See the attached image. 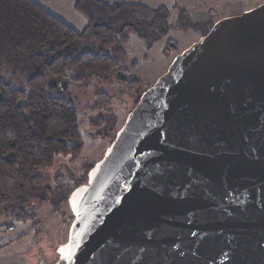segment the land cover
Segmentation results:
<instances>
[{
  "label": "water",
  "instance_id": "1",
  "mask_svg": "<svg viewBox=\"0 0 264 264\" xmlns=\"http://www.w3.org/2000/svg\"><path fill=\"white\" fill-rule=\"evenodd\" d=\"M68 202L55 264H264V4L175 57Z\"/></svg>",
  "mask_w": 264,
  "mask_h": 264
},
{
  "label": "trees",
  "instance_id": "2",
  "mask_svg": "<svg viewBox=\"0 0 264 264\" xmlns=\"http://www.w3.org/2000/svg\"><path fill=\"white\" fill-rule=\"evenodd\" d=\"M73 4L87 20L82 31L34 0H0V161L18 163L32 172L51 167L60 155L71 154L76 162L84 147L78 110L66 95L53 93L49 81L78 84L92 75L109 79L125 66V46L131 36L152 49L170 32L166 7L150 9L103 0H73ZM213 26L209 23L203 36ZM91 39L95 48L82 50L81 45ZM178 50L169 41L164 55L170 57ZM132 66L138 68L139 64ZM137 89L138 82H132L130 90ZM110 99L101 94L99 105L106 107ZM115 137L110 135L111 143ZM94 166L86 168L85 176L77 179L67 199L76 188L87 184V174ZM13 215L16 221L36 219L34 213L23 211Z\"/></svg>",
  "mask_w": 264,
  "mask_h": 264
},
{
  "label": "rangeland",
  "instance_id": "3",
  "mask_svg": "<svg viewBox=\"0 0 264 264\" xmlns=\"http://www.w3.org/2000/svg\"><path fill=\"white\" fill-rule=\"evenodd\" d=\"M150 3V9L166 7L170 12L167 38L148 49L138 37L131 36L125 46V66L109 79L92 75L78 84L49 81L57 83L51 88L53 93H63L77 107L84 146L77 161H72L71 154L60 155L51 167L35 172L18 163L0 161V264H38L41 256L53 264L59 256L57 251L68 242L73 222L67 195L77 179L85 176L88 166L103 160L112 144L110 135H117L124 127L137 99L168 71L176 56L204 37L209 23L215 25L240 16L263 5L264 0H149ZM62 4L61 0H51V9H60ZM63 12L62 15L66 13L73 19L69 11ZM198 24L205 25L196 27ZM169 41L179 50L166 57L164 51ZM94 48L92 39L81 45L82 50ZM134 63L139 64L138 68L132 66ZM134 81L138 82V89L131 91ZM101 94L111 97L106 107L99 105ZM17 211L34 213L36 219L16 221L11 214ZM8 221L15 223L12 233H6L4 225Z\"/></svg>",
  "mask_w": 264,
  "mask_h": 264
},
{
  "label": "crops",
  "instance_id": "4",
  "mask_svg": "<svg viewBox=\"0 0 264 264\" xmlns=\"http://www.w3.org/2000/svg\"><path fill=\"white\" fill-rule=\"evenodd\" d=\"M37 4H39L43 9L47 10L48 12L52 13L65 23H67L69 26L74 28L77 31H82L86 28L87 20L85 17L75 10L73 0H61L64 2V4L61 5V8H53L51 9V0H34ZM109 4H115V3H126V4H138L143 5L146 7L152 6V3L149 5V0H103ZM155 5V2H153ZM71 9V11L69 10ZM63 11H69V15L73 17V19L68 18L66 15H62L64 13ZM162 76V75H161ZM160 78V77H159ZM13 217V213L11 214ZM10 222V221H8ZM15 226V223H12ZM5 226V225H4ZM26 231V230H25ZM25 233V232H24Z\"/></svg>",
  "mask_w": 264,
  "mask_h": 264
},
{
  "label": "built area",
  "instance_id": "5",
  "mask_svg": "<svg viewBox=\"0 0 264 264\" xmlns=\"http://www.w3.org/2000/svg\"><path fill=\"white\" fill-rule=\"evenodd\" d=\"M5 229H6V233H12L16 230V227L14 225H11V226H6Z\"/></svg>",
  "mask_w": 264,
  "mask_h": 264
},
{
  "label": "flooded vegetation",
  "instance_id": "6",
  "mask_svg": "<svg viewBox=\"0 0 264 264\" xmlns=\"http://www.w3.org/2000/svg\"><path fill=\"white\" fill-rule=\"evenodd\" d=\"M60 258H61V256L59 255L58 258L56 259V261L53 264L57 263L60 260Z\"/></svg>",
  "mask_w": 264,
  "mask_h": 264
},
{
  "label": "snow or ice",
  "instance_id": "7",
  "mask_svg": "<svg viewBox=\"0 0 264 264\" xmlns=\"http://www.w3.org/2000/svg\"><path fill=\"white\" fill-rule=\"evenodd\" d=\"M65 250L64 249H61V252H64Z\"/></svg>",
  "mask_w": 264,
  "mask_h": 264
}]
</instances>
